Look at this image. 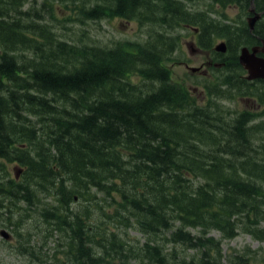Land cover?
<instances>
[{"label":"trees","instance_id":"1","mask_svg":"<svg viewBox=\"0 0 264 264\" xmlns=\"http://www.w3.org/2000/svg\"><path fill=\"white\" fill-rule=\"evenodd\" d=\"M54 1L71 10L69 19L140 17L147 23L150 9H157L164 12L154 21L160 27L172 15L174 27L194 21L203 30L212 27L211 40L224 34L202 17L191 20L179 0ZM4 2L22 13L24 0ZM43 3L36 23L14 16L8 24L0 12V210L6 219L11 213L2 200L58 194L57 204L43 207L42 215L63 231L62 264H109L118 254L119 264H130L126 258L219 264L220 241L209 230L231 238L238 219L246 223L241 229L263 241L264 141L249 137L248 112L228 118L215 100L241 95L249 83L239 74L223 81L220 75L213 87L205 83L207 98L199 104L167 66L175 59L177 36L157 30L153 43L78 45L57 37L43 21ZM235 65L239 73L236 59ZM222 84L232 90L213 91ZM255 126L263 132V124ZM11 162L22 167L21 179L10 175ZM91 189L104 192L101 200L95 194L89 200L111 206L97 215L109 225L95 223L89 205L71 206L74 197L86 200ZM121 227H133L145 240L131 242ZM170 244L198 251L199 258Z\"/></svg>","mask_w":264,"mask_h":264},{"label":"rangeland","instance_id":"2","mask_svg":"<svg viewBox=\"0 0 264 264\" xmlns=\"http://www.w3.org/2000/svg\"><path fill=\"white\" fill-rule=\"evenodd\" d=\"M47 1L48 3L46 4L43 3V0H24L22 6L19 7V10L22 11L20 15L14 12L18 8L17 6L7 2L0 3V12L5 14L1 19L6 18L9 20L11 17L16 16L20 17L19 19L23 23L39 22L41 18L37 14H41L43 3V21L50 26L57 37L78 45L98 44L102 47H112L113 44L122 41L153 43L157 41V30H161L165 35L177 36V41L179 38L181 41L185 34H193L192 30L184 29L183 23L174 27L173 21L169 20L172 15L166 16V24L161 25L162 27L155 25V19L164 14L163 11L159 10V12L157 9H150L149 13H151V16L148 18L147 23H143L140 17L127 19L120 16H104L96 19L83 18L80 21L77 19L78 15H75V19H69L71 10L62 6L63 3L54 0ZM83 1L76 0L75 3L79 4L83 3ZM180 2L183 5L182 12L190 16V19L202 17L211 22L213 27H223L224 31L241 28L243 23L242 15L239 16L240 9L241 11L243 9L238 5L239 2L224 5L210 0H179V6ZM95 3L109 5L106 0H91L89 4L94 5ZM14 21L15 19H12L7 21V23L11 24ZM192 25L200 28L198 22L193 21ZM13 28L14 24L10 26V29ZM209 30H212V27L209 26ZM218 40L219 37H214L212 43L216 44ZM167 41H169L168 38ZM187 52L188 49L184 44H179L178 47L176 44L173 52L175 59L173 63L169 61L170 63L168 62L167 66L171 69L172 79L176 82L184 83V86L188 87L193 95L195 94L198 103L203 104L207 98V92L204 88L206 82L213 87L219 83L220 75H222L221 81L224 80V77L230 78L232 76L223 72H214L212 69H209L208 75L192 73L181 64L182 61L187 59ZM200 59L201 56H196V61L192 57V61L189 64L196 65ZM241 79L245 84V79L242 77ZM230 88L232 87L222 84L217 89H213V91L216 92L218 89L232 90ZM259 96H264L263 85L253 83L247 90H243L241 95H234L232 99L221 95L215 100L218 102L219 107L228 111V118L243 112H249L253 116L247 122L249 137L260 144L262 140L264 141V139H261L264 138V130L262 133H253L252 130L259 129L255 127L250 129L251 124L264 125V102L259 101ZM17 166L20 167L17 163L11 162L9 164L12 177L18 170ZM198 182H201V179L197 180ZM53 190L54 188L51 191ZM93 194L97 195L101 200L104 192H96L91 189L89 196L86 195V200H78L76 197L72 199L71 206L77 208L89 205L94 217L101 214L102 210L111 211L109 204L102 203V201L97 203L89 200V197ZM57 196L58 194L44 192L35 196L30 202L22 200L9 204L8 200H2L3 206H6L11 216L6 219L8 214L0 210V230H7L11 234L12 239L5 241L0 236V264H62L63 258L65 259L64 262H66L65 250L67 249V241L63 237V231L55 228L54 220H49V216L45 217L42 215L43 207L57 204ZM19 215H21V220L17 221ZM102 217L103 215L95 217V223H106V225H109L108 220H103ZM90 220H93V218ZM238 221H241V223H239L235 235L231 238L222 237L221 232L217 229L211 228L209 230V235L220 241L221 256L219 264H239L242 261H248L251 264H264V240H258L251 233L241 229L240 227L245 226L246 223L244 224L242 219H238ZM260 225L263 227L264 221H261ZM119 230L122 232V236L131 242H136L137 240L143 242L145 240L143 235L133 227H121ZM191 231L195 232L196 230L191 229ZM17 232H20L21 236ZM166 234L168 235V233ZM171 247L175 248V246L170 244L169 249ZM175 249L180 252L185 250L187 253L193 254L195 258H199L198 251L187 249L184 245H176ZM119 256V254L113 255L109 260V264H119ZM186 257L189 256L186 255ZM126 261L130 264H144V260L142 262L137 258H126Z\"/></svg>","mask_w":264,"mask_h":264},{"label":"flooded vegetation","instance_id":"3","mask_svg":"<svg viewBox=\"0 0 264 264\" xmlns=\"http://www.w3.org/2000/svg\"><path fill=\"white\" fill-rule=\"evenodd\" d=\"M238 5L243 9V11H240V16L243 17L242 28L229 29L224 31L223 35L218 36L217 44L220 42L225 43L224 52L215 49V44L212 43L213 38L211 40V34L208 33L209 30L183 23L184 29L192 30L193 34H185L181 41L180 38L178 39V46L184 44L188 49L187 59L182 61L181 64L192 73L199 75H208L209 69L214 72L223 70L229 76L239 74L240 77L251 82L252 85L253 83H260L264 88V79L248 80V71L242 65L239 64V73L235 70V59L239 63L238 56L242 47H247L250 51L253 48L256 49V56L264 59V0H239ZM196 56H201L199 63L190 65L189 62L192 61V57L196 61ZM192 68L197 69L192 70ZM19 177L20 173L16 179Z\"/></svg>","mask_w":264,"mask_h":264},{"label":"water","instance_id":"4","mask_svg":"<svg viewBox=\"0 0 264 264\" xmlns=\"http://www.w3.org/2000/svg\"><path fill=\"white\" fill-rule=\"evenodd\" d=\"M215 49L221 52L225 51V43L220 42L215 45ZM257 50L252 49V51L248 50L247 47H243L240 50L238 60L239 63L247 69L248 71V79H253L257 77H261L264 79V59L258 58L255 54ZM197 68H192V70ZM18 173V172H16ZM5 238H7V234L2 233ZM242 264H250V263H242Z\"/></svg>","mask_w":264,"mask_h":264},{"label":"bare ground","instance_id":"5","mask_svg":"<svg viewBox=\"0 0 264 264\" xmlns=\"http://www.w3.org/2000/svg\"><path fill=\"white\" fill-rule=\"evenodd\" d=\"M7 229V228H6Z\"/></svg>","mask_w":264,"mask_h":264}]
</instances>
